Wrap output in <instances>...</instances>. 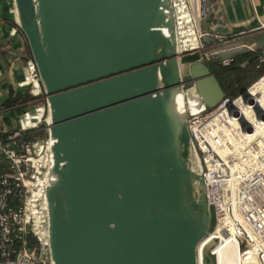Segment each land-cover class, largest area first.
<instances>
[{"label":"water","instance_id":"1","mask_svg":"<svg viewBox=\"0 0 264 264\" xmlns=\"http://www.w3.org/2000/svg\"><path fill=\"white\" fill-rule=\"evenodd\" d=\"M13 1L50 118L51 263L198 264L211 210L173 101L187 83L209 106L223 93L204 61L183 79L173 1Z\"/></svg>","mask_w":264,"mask_h":264},{"label":"built area","instance_id":"2","mask_svg":"<svg viewBox=\"0 0 264 264\" xmlns=\"http://www.w3.org/2000/svg\"><path fill=\"white\" fill-rule=\"evenodd\" d=\"M191 1L199 20L226 22L217 0ZM19 32L17 23L10 27V35ZM203 35L199 33V37ZM213 54L204 53L203 58ZM220 61L229 65L232 58ZM25 65L27 74L19 85L27 86L37 99L42 94V84L32 57L26 58ZM245 91L247 97L242 93L233 99L223 97L213 106L192 109L187 104L186 120L213 216L211 233L233 234L240 262L255 260L261 264L264 263V72ZM36 101L19 116L8 140L33 131L40 124L44 109L41 106V116L34 118V111L40 108ZM13 143L0 139V165L4 164L7 170L0 174V264H52L45 190L36 185L37 179L47 172V156L37 158L43 147L36 140L15 146ZM13 199L16 204L10 203ZM27 225L32 237L30 247L25 244ZM213 240L220 242L217 237ZM203 252L197 249L198 264L204 262ZM209 254L213 256L212 248Z\"/></svg>","mask_w":264,"mask_h":264},{"label":"crops","instance_id":"3","mask_svg":"<svg viewBox=\"0 0 264 264\" xmlns=\"http://www.w3.org/2000/svg\"><path fill=\"white\" fill-rule=\"evenodd\" d=\"M217 3L224 12L226 22L200 21L205 42L203 54L214 52L210 57L224 58L248 49L246 46L252 48L250 50L264 49V0H217ZM16 23L18 20L14 1L0 0V129L4 133L14 130L19 118L18 115L11 116L5 102L14 100L12 105L15 106L18 103H14L20 97L33 96L27 86L19 85L27 74L25 60L28 49L21 31L15 36L9 33L10 27ZM221 35L224 41L219 42L217 36ZM223 42L226 44L222 45ZM203 54L198 60L205 59ZM34 101H28L27 108Z\"/></svg>","mask_w":264,"mask_h":264},{"label":"trees","instance_id":"4","mask_svg":"<svg viewBox=\"0 0 264 264\" xmlns=\"http://www.w3.org/2000/svg\"><path fill=\"white\" fill-rule=\"evenodd\" d=\"M209 21H214L213 19H208ZM205 44V43H204ZM28 56L31 57L28 45ZM232 61L229 65H222L221 58L213 56L205 58L203 61L208 66L209 70L213 73V76L223 93V97L228 99H233L243 91H245L258 77L264 72V49H244L234 52L231 55ZM37 100L36 97L31 95H26L20 97L16 100L17 105L13 106L12 100L9 99L5 102V106L11 116H20L27 109V102L31 100ZM12 106V107H11ZM34 132L36 131H25L22 132L20 136L16 137L12 141L8 140L9 133H4L0 129V139L4 143L14 142L12 145L15 146L22 141L33 140ZM42 130H37V134L41 135ZM5 165H0V174L5 173ZM11 204H16V201L13 199L10 201ZM213 226V216L211 214V225L210 230ZM16 247L19 248L20 244H16Z\"/></svg>","mask_w":264,"mask_h":264},{"label":"rangeland","instance_id":"5","mask_svg":"<svg viewBox=\"0 0 264 264\" xmlns=\"http://www.w3.org/2000/svg\"><path fill=\"white\" fill-rule=\"evenodd\" d=\"M175 5H181V6H186V10H187V16L188 18L185 17V20L188 23V20L190 21V15H191V22H190V26L191 29L193 31V36L190 38V40L187 41H182V43H184L185 46H183L184 48L187 47L186 49H188L189 47H195L194 45V39L196 36L197 39V49L195 50H191V51H185L180 55V69H181V74L184 80H189V66L192 62L198 60V58L202 57L203 52L205 51L204 46H205V42L203 41V36L199 37V33H201V26H200V21L196 15V10L194 7V2H192L191 0H175ZM191 10V11H190ZM186 27V26H185ZM189 30L187 29V32ZM192 34V33H191ZM187 39V38H186ZM219 39V38H218ZM219 42L224 41V38H222L221 40H218ZM222 45L226 44L225 42L221 43ZM218 45H216L215 47L217 48ZM221 46V45H219ZM202 61V59H199ZM192 87V88H191ZM190 88V89H189ZM184 91H187L186 96L187 99L190 103L192 102H197L199 100V95L197 93V90L193 88V84L192 83H187L184 86ZM35 103V101H34ZM36 105H40V107L42 106V108L44 109V115L42 117V120L40 122V124L37 126V128H35L36 131L34 132V136H33V141H37L39 145H42V150L41 152L38 153L37 158H42V157H48L49 159V147H48V141H49V129H48V125L50 123V118H49V114H48V108H47V102H46V95L45 92L43 90V86H42V94L40 97L37 98L36 101ZM37 130H42V134L38 135L37 134ZM48 165H49V161H48ZM44 172V170H43ZM47 178L46 173L44 174V177ZM212 214V212H211ZM212 231V229L209 231L208 234H210ZM219 238H220V242H219V247H220V264H260L259 262H255V260L253 261V263H249V262H245V263H241L240 262V257H239V251H238V243L236 238H234L233 234H225V233H221L219 234ZM216 244V243H215ZM214 246H212L211 248H213ZM262 264V263H261Z\"/></svg>","mask_w":264,"mask_h":264},{"label":"bare ground","instance_id":"6","mask_svg":"<svg viewBox=\"0 0 264 264\" xmlns=\"http://www.w3.org/2000/svg\"><path fill=\"white\" fill-rule=\"evenodd\" d=\"M172 1H173L174 19H175V23H176V36H177V45H178L177 50H178L179 54H182L185 51L195 50V49H197L196 36H195V39H194V44H195L194 48L193 47L192 48L189 47L188 49H186L187 47L184 48L183 46H185V45H184V43H182V41L190 40V38L193 36V31H192L191 26H190L191 15H190V21L188 20V23H187V21L185 20V17L188 18L187 14H186L187 13L186 6L175 5V0H172ZM191 24H192V22H191ZM187 29L189 30L188 32H187ZM162 33L164 35H166L167 34L166 33V29H162ZM187 91L185 92L184 96H183L182 93H178L175 96V99L173 101V109H174V111L177 113V115L179 117H181V114H182V111H183L182 108H183L184 104H185V106H187V104H188V106L190 108H192V109L194 107L197 108L199 106L207 105L208 101H209V96L211 95L210 92H208L206 90H197V93H198V95L200 97L199 100L197 102H195V103L194 102L190 103L188 101V99H187V96H186ZM34 114H35L34 118L37 119L38 117H40L41 114H42V108L40 107L37 110H35ZM52 141L54 142V140H52ZM49 146H50V140L48 141V147ZM48 161H49V165H48ZM50 164H51V159H50V156H49V159L47 157V168L50 166ZM43 177H44V175L37 179L36 185H39L40 188L43 189V191H44V190H46V187L49 185L50 179L48 178L46 180V178H43ZM45 203H46V201H45ZM46 205H47V203H46ZM214 237L219 238V234H217L216 232L208 234L199 243L198 250H201V252L204 251L203 249L206 247V245L208 243H211L213 241ZM219 252H220L219 242L218 243L216 242V244L212 248V255H213L212 259H213L214 264H220V254H219ZM262 264H264V263H262Z\"/></svg>","mask_w":264,"mask_h":264}]
</instances>
